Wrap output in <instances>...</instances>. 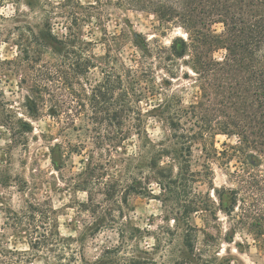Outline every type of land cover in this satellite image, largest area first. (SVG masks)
I'll return each mask as SVG.
<instances>
[{"label": "trees", "instance_id": "obj_1", "mask_svg": "<svg viewBox=\"0 0 264 264\" xmlns=\"http://www.w3.org/2000/svg\"><path fill=\"white\" fill-rule=\"evenodd\" d=\"M94 1L90 6L77 4L82 15L74 7L59 12L67 4L29 1L28 12L40 14L39 25L32 26L17 21L26 16L18 8L19 0H2L11 4L13 14H0V20L15 22L4 39H12L18 55L12 61L0 58V68L12 66L16 73L22 72L21 82L30 84L21 106L24 116L38 119L47 115L61 125L60 132L70 129L89 135L91 152L95 151L99 158L95 162L92 153L88 156L78 182L100 181L106 168L120 166L122 173L112 176L111 181L133 183L116 202L119 217H123L121 206L126 205L128 195L159 200L166 210V233H178L181 239L185 254L181 261L201 256L196 251L200 229L192 222L199 213L215 216V210L224 209L232 223L227 233L230 239L244 226L249 227L254 240L264 239V187L259 186V177L264 182V175L260 176L259 171L258 176L248 174L245 179L244 171L231 174L239 188H213L215 201L209 193L197 194L188 183L212 182L210 164L192 170L191 157L198 142L217 135L236 138L237 144L231 148L234 155L248 159L255 154L256 159H252L256 165L257 157H264V0ZM109 8L149 12L165 29H180L185 38H176L164 46L158 40L149 42L136 36L131 39L135 54L127 64L119 54L127 39L104 34V53L97 56L93 42L80 36L79 24L88 23L94 15L102 22ZM57 17L70 18L61 35L54 33L56 23L52 20ZM182 63L195 75L194 85L200 93L199 99L187 106L171 90ZM158 72L164 75L159 77ZM143 102H148L147 110L142 108ZM148 118L161 122L166 131L164 138L150 137L145 127ZM17 123L21 132L32 131L21 119ZM68 144L70 151L78 155L85 146L82 141ZM56 150L60 151L61 146L51 148L52 155ZM213 152L217 157L215 148ZM104 156L108 158L103 160ZM164 159L168 163L164 164ZM61 161L52 158L58 169ZM96 169L102 174L95 177ZM151 183L158 186L157 196ZM225 196L229 197V206L224 208ZM105 197L107 201L112 199V195ZM95 206L93 215L101 208ZM88 207L86 211H90ZM109 210L115 212L113 208ZM55 213L47 203L25 200L18 220L28 228L29 251H4L0 235V264L5 260L31 264L36 259H41L42 264H79L78 259L82 262L80 252L73 247L74 239L60 235ZM109 216L114 223L116 216ZM205 236L203 243L208 246V240L214 238Z\"/></svg>", "mask_w": 264, "mask_h": 264}, {"label": "rangeland", "instance_id": "obj_2", "mask_svg": "<svg viewBox=\"0 0 264 264\" xmlns=\"http://www.w3.org/2000/svg\"><path fill=\"white\" fill-rule=\"evenodd\" d=\"M19 1L18 8L25 12L26 16L20 17L17 21L32 26L39 25L40 14L28 12L26 6L27 2L33 4L35 0ZM41 1L54 5L67 4L68 6L59 9V12L69 11L74 7L78 15H82V9L78 5L90 6L95 2L94 0ZM14 6L16 7L15 4ZM0 14L11 16L13 14L11 4H4L0 0ZM55 20H52L56 23L53 24L54 33L61 35L70 18L66 20L57 17ZM102 20L101 22L94 15L89 18L88 23L82 25L80 22V36L93 42V53L100 56L104 53V34L122 35L127 40L119 54L127 64L135 54L136 49L131 39L136 36L149 42L158 40L164 46H168L176 38H185V34L180 29H165L149 12L109 8ZM14 25V21L0 20L1 60L12 61L18 55L12 39H4L8 30ZM215 29L219 31L220 27L216 26ZM21 73V71L16 73L12 66L0 68V235L1 247L4 251L20 253L29 251L28 228L20 225L18 220L21 217L24 201L28 200L47 203L56 211L55 219L59 233L63 238L74 239L73 247L80 252L78 256H82H80L82 262L78 259L79 264H134L135 262L145 264L144 262L152 261L157 264H264L263 238L254 240L249 227L244 226L234 234L233 239H230L227 233L232 223L224 209L215 210V216L212 214L206 217L205 213H199L192 217L193 224L200 229L196 251L201 253V256L189 257L188 261H181L185 254L178 233L175 235L166 233L167 224L164 221L166 210L159 200L149 196L128 195L126 205L121 206L123 217H119L116 202L120 199L121 192L133 182L111 181L112 176L122 173L120 166L106 168V175L100 181L78 182L80 179L78 174L85 170L88 156L93 150L92 139H89V135L85 132H75L70 129L60 132L61 125L47 115L38 119L24 116L21 106L28 97L27 90L30 84L21 82ZM158 75L163 76L164 72H158ZM176 77L178 78L172 81L171 90L180 97L182 104L187 106L195 103L200 96L199 90L194 85L195 75L182 63ZM142 108L147 110L148 102H143ZM18 119L29 124L32 131L21 132ZM145 127L153 140L166 136V131L158 119L148 118ZM79 141L85 144L80 155L72 153L68 144L73 146ZM236 144L235 137L217 135L212 140L198 142L194 146L191 157L192 170H201L204 163H209L213 174L212 182L205 180L188 182L197 194L205 196L209 193L210 198L215 201L213 188L216 190L239 188V183L231 180V174L244 171V179L248 174L257 175L258 171L260 176L264 175V157H257L256 165L252 159L257 156L255 154H250L248 159L245 156L242 158L240 155H234L231 148ZM58 145L61 146V150H56L52 155L51 148ZM213 148L218 152L217 157L213 156ZM130 150L129 148L128 151ZM93 152L96 162L99 155ZM223 152L227 155H223ZM52 158L62 160L59 169L52 164ZM107 158L104 156L103 160ZM163 163H168V160L164 159ZM94 172L95 177L102 174L98 169ZM259 179L261 180L259 186L263 188V178L259 177ZM245 186L246 184L243 194L247 202L248 191L246 192ZM151 189L154 196L159 194L155 183H151ZM106 195H112V199L107 201ZM223 201L224 208L229 206V197L225 196ZM95 205L101 208H98L95 211L97 214L93 215L91 211L96 209ZM86 207L90 211H86ZM112 208L115 212L109 210ZM109 214L116 216L114 223L110 222ZM96 224L104 227L95 228ZM205 234L214 238L208 240V246L203 243L206 241ZM5 261L4 264H12L11 261ZM31 264H42V260L36 259Z\"/></svg>", "mask_w": 264, "mask_h": 264}]
</instances>
